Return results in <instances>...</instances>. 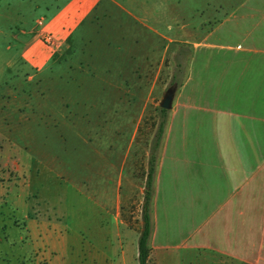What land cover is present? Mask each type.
<instances>
[{"label":"rangeland","instance_id":"374dc122","mask_svg":"<svg viewBox=\"0 0 264 264\" xmlns=\"http://www.w3.org/2000/svg\"><path fill=\"white\" fill-rule=\"evenodd\" d=\"M68 1L0 0V264H26L20 238L27 208L39 217L40 191L55 187L53 176L61 189L68 183L96 202L109 232L126 237L127 264H139L150 149L172 85L177 92L160 160L169 125L178 141H171L155 184L149 264H186L184 251L170 249V240L175 246L198 229L205 213L199 206L200 134L193 129L184 147L182 132L174 135L171 125L175 105H192L182 94L193 58L184 39H198L200 22L228 11L230 0H102L42 68L33 66L26 49ZM202 135L205 147L211 138L206 130ZM65 197L64 205L78 201L70 189ZM256 204L258 233L264 190Z\"/></svg>","mask_w":264,"mask_h":264},{"label":"crops","instance_id":"0c3cea01","mask_svg":"<svg viewBox=\"0 0 264 264\" xmlns=\"http://www.w3.org/2000/svg\"><path fill=\"white\" fill-rule=\"evenodd\" d=\"M101 1L69 0L42 23L25 51L27 60L42 68ZM229 2L228 11L200 22L198 39H184L193 58L182 94L192 105H175L171 125L174 135L182 132L184 147L193 129L200 134L199 206L205 213L198 229L177 245L170 238V249L183 250L186 264H264V213L258 233L255 221L256 195L264 190V0ZM49 34L51 44L44 40ZM203 130L212 139L205 147ZM171 141L178 139L170 137L169 125L156 185ZM53 178L55 187L40 191L39 217L27 208L20 238L26 264H127L126 237L109 232L96 202L68 183L61 189ZM68 189L78 204L64 205Z\"/></svg>","mask_w":264,"mask_h":264},{"label":"trees","instance_id":"16d2710c","mask_svg":"<svg viewBox=\"0 0 264 264\" xmlns=\"http://www.w3.org/2000/svg\"><path fill=\"white\" fill-rule=\"evenodd\" d=\"M184 66L183 62H178V68L182 70ZM173 81L180 84L181 82L177 79V74L174 75ZM160 121L152 140L149 165L147 171V178L145 184L144 202L142 207V228L138 240V263L149 264L152 246L151 239L154 232V221H153V201L156 191V178L158 172V166L160 161V152L163 145V141L166 134V128L169 117V109L160 108Z\"/></svg>","mask_w":264,"mask_h":264},{"label":"water","instance_id":"95a60500","mask_svg":"<svg viewBox=\"0 0 264 264\" xmlns=\"http://www.w3.org/2000/svg\"><path fill=\"white\" fill-rule=\"evenodd\" d=\"M177 92V85L170 86L161 102V107L164 109H171Z\"/></svg>","mask_w":264,"mask_h":264},{"label":"built area","instance_id":"2783aa9c","mask_svg":"<svg viewBox=\"0 0 264 264\" xmlns=\"http://www.w3.org/2000/svg\"><path fill=\"white\" fill-rule=\"evenodd\" d=\"M51 38H53V36H52V35H49V36L46 37L45 40H46L47 42H51Z\"/></svg>","mask_w":264,"mask_h":264}]
</instances>
